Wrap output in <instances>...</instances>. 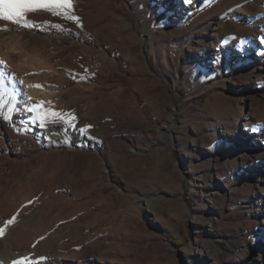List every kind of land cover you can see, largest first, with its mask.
Segmentation results:
<instances>
[{
  "label": "rangeland",
  "instance_id": "obj_1",
  "mask_svg": "<svg viewBox=\"0 0 264 264\" xmlns=\"http://www.w3.org/2000/svg\"><path fill=\"white\" fill-rule=\"evenodd\" d=\"M72 12L0 21V264H264V0Z\"/></svg>",
  "mask_w": 264,
  "mask_h": 264
},
{
  "label": "snow or ice",
  "instance_id": "obj_2",
  "mask_svg": "<svg viewBox=\"0 0 264 264\" xmlns=\"http://www.w3.org/2000/svg\"><path fill=\"white\" fill-rule=\"evenodd\" d=\"M191 2V0H189ZM73 0H0V21H9L16 25L23 24L24 27L28 26V21L26 19L28 13H33L37 11H47L52 15L63 16L68 20H73L79 23V17L75 16L72 12ZM264 42V37L260 38ZM0 83L3 82L5 73L3 68H7V62L0 59ZM23 83V81H20ZM39 87V85H36ZM39 106H34L29 109V111H37ZM38 118L40 113L37 112ZM54 116H59V113H52ZM8 119L7 116L4 117ZM75 119V117H72ZM43 124L44 121L41 120ZM31 203V201L29 202ZM16 221V216L5 222L4 227H0V237L5 234V229L8 225L13 224ZM25 260L27 258H24ZM43 259V258H41ZM13 264H23L22 261H14Z\"/></svg>",
  "mask_w": 264,
  "mask_h": 264
},
{
  "label": "bare ground",
  "instance_id": "obj_3",
  "mask_svg": "<svg viewBox=\"0 0 264 264\" xmlns=\"http://www.w3.org/2000/svg\"><path fill=\"white\" fill-rule=\"evenodd\" d=\"M226 32V24H222L219 26L218 30L214 32V36L217 38L218 41H220V37ZM219 42L217 43L218 46ZM224 44V43H222ZM203 50L206 49V42H203L202 44ZM247 124V123H246ZM147 146H144L142 149H146Z\"/></svg>",
  "mask_w": 264,
  "mask_h": 264
}]
</instances>
